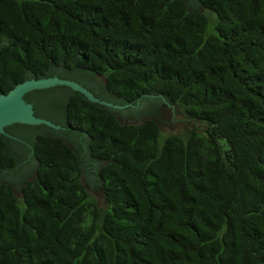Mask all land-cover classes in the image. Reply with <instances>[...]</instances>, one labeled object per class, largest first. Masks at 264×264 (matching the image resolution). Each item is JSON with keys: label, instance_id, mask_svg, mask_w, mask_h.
Instances as JSON below:
<instances>
[{"label": "trees", "instance_id": "obj_1", "mask_svg": "<svg viewBox=\"0 0 264 264\" xmlns=\"http://www.w3.org/2000/svg\"><path fill=\"white\" fill-rule=\"evenodd\" d=\"M0 0V95L51 63L134 103L162 95L186 132L121 125L72 95L71 130L111 161L101 206L75 150L37 136L34 181L0 185V264H264V0ZM17 157L0 136V167Z\"/></svg>", "mask_w": 264, "mask_h": 264}, {"label": "water", "instance_id": "obj_2", "mask_svg": "<svg viewBox=\"0 0 264 264\" xmlns=\"http://www.w3.org/2000/svg\"><path fill=\"white\" fill-rule=\"evenodd\" d=\"M185 1L190 11L206 12L201 1ZM48 75L34 79L30 70L25 82L0 95V136L7 140L8 150L17 157L15 167H0V185H11L18 199H23L21 188L36 179L39 163L33 147L37 136L62 138L75 150L89 188L96 191L102 186L98 173L104 165L113 163L114 156L106 162L92 159L91 137L68 127L66 107L72 95L98 105L107 117L115 116L121 125H140L153 120L165 133L177 136L186 132V121L175 104L162 95H144L134 103H126L108 93L105 80L88 69L70 72L62 64L51 63Z\"/></svg>", "mask_w": 264, "mask_h": 264}, {"label": "rangeland", "instance_id": "obj_3", "mask_svg": "<svg viewBox=\"0 0 264 264\" xmlns=\"http://www.w3.org/2000/svg\"><path fill=\"white\" fill-rule=\"evenodd\" d=\"M176 110H177V112L182 116V118L186 121V128H187V126H188V122H187L185 116L183 115L182 111H181L179 108H176ZM161 132L163 133V135H171V134L165 133V132H163V131H161ZM83 180H84L85 184L87 185V188H88V190L91 192V194L97 199V201L99 202V204H100L101 206H103V204H104V199H103V196H102V190L99 188V189L96 190V191H92V190L89 188V186H88V184H87V182H86V176H85V172H84V170H83Z\"/></svg>", "mask_w": 264, "mask_h": 264}]
</instances>
